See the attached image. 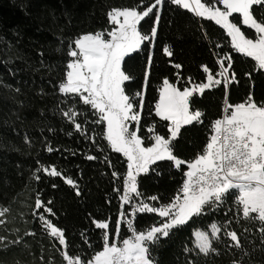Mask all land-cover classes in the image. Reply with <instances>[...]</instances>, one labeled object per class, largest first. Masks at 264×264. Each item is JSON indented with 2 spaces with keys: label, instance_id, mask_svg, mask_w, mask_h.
Returning <instances> with one entry per match:
<instances>
[{
  "label": "trees",
  "instance_id": "1",
  "mask_svg": "<svg viewBox=\"0 0 264 264\" xmlns=\"http://www.w3.org/2000/svg\"><path fill=\"white\" fill-rule=\"evenodd\" d=\"M154 2L0 0V211L8 209L0 215V237L9 242L7 247L0 245V264H67L64 252L87 261L103 249L106 232L110 241L117 243L131 236L128 218L137 230H146L162 220L155 213L129 217L132 205L121 208L127 160L111 149L104 135L105 124L94 123L99 115L91 106L84 105L77 96L59 92L71 59L67 55L70 41L80 34L101 30L107 35L112 28L107 13L113 8L143 10ZM256 14L264 16V8H258ZM159 15L158 23L154 13L140 21L142 34L150 35L153 27L157 34L143 41L122 63V69L133 78L125 82L126 94L134 97L142 92L144 96L138 131L144 145L153 141L149 127H154L156 134L169 136L167 121L155 113L165 79L179 90L205 83L207 73L202 66L219 73L218 61L225 55L231 57L230 71L237 77L227 89L217 85L190 100L191 110H200L204 115L201 122L182 127L172 148L175 156L191 162L203 153L211 124L220 118L224 101L235 105L251 95L258 105H264V70L251 57L233 49L229 36L215 22L201 19L171 0H163ZM240 27L254 36L251 29ZM165 47L171 56L163 51ZM177 64L181 67L176 68ZM215 78L221 79L218 75ZM69 109L78 113L75 123L81 125L80 130L64 116ZM49 147L53 151L49 152ZM90 156L95 159H88ZM41 166L49 171L55 167L61 175L52 176L42 170L36 173ZM149 168V172L137 176L141 196L133 194L135 202L143 199L160 207L183 195L187 163L177 168L174 162L165 160ZM67 179L74 184H68ZM236 195L162 239L151 250L155 264H233L234 260L239 264H264L262 225L242 218ZM151 196H158L159 201L148 200ZM37 198L52 212L37 209ZM121 211L125 218L116 237ZM41 214L63 230L67 248L50 235ZM96 222H108L109 228L99 229ZM213 223L221 227V232L219 239L212 240L216 252L205 256L195 245L194 231L209 232ZM225 231H236L242 247L232 246Z\"/></svg>",
  "mask_w": 264,
  "mask_h": 264
},
{
  "label": "snow or ice",
  "instance_id": "2",
  "mask_svg": "<svg viewBox=\"0 0 264 264\" xmlns=\"http://www.w3.org/2000/svg\"><path fill=\"white\" fill-rule=\"evenodd\" d=\"M162 2L163 0H155V3L143 12L137 11L136 8H113L107 15L109 22L116 27L106 32L109 38H105L106 30H101L80 34L70 41L67 55L71 59L66 65L65 80L59 85L60 93L77 96L84 105L91 106L99 115L94 123L106 125L104 135L111 148L127 158L128 171L123 177L121 208L123 209L125 204L132 205L129 217L136 213H155L162 220L158 222V226L137 230L133 220L128 218L127 225L131 236L117 243L116 240L110 241L106 232L101 251L96 252L87 261L79 255L72 257L68 252H64L63 257L67 264H155L151 256V250L155 245L185 226L192 218L217 209L228 198L236 195V192L239 194L236 195L235 203L242 206V218L249 222H259L262 225L260 231L264 233V105H258L251 95L245 102L228 104L224 109L227 114L212 122L211 135L203 153L198 154L191 162L175 156L172 148V142L181 134L182 126L201 122L204 115L200 110H190V100L195 94H203L205 90L217 85L227 89L237 80L235 73L230 71L232 68L230 56L225 55L218 61L221 68L219 73L213 74L207 66H202L203 71L207 73V83L196 84L181 91L165 79L155 109L157 116L169 122L170 135L165 138L156 134L154 127H149L148 131L153 133L154 140L150 147L143 146L144 142L138 135L144 96L142 92H137L134 97L126 94L125 82L133 78L122 69V62L129 53L139 49L143 41H150L156 36V27L152 28L150 35H146L138 31L137 25L153 13L158 23L160 15L154 10ZM171 2L192 11L198 17L214 21L231 37L233 49L251 57L260 69H264V16L256 14L258 8H264V0H216L217 4L223 5V9L209 5L207 0ZM233 14H239V17ZM236 19H240L243 26L254 30V39L248 38L241 27L233 22ZM163 51L169 56L172 55L168 47ZM148 62L149 64L152 62L151 55ZM175 67L180 68L181 65L177 64ZM215 75L221 79H216ZM63 114L73 123L78 115L74 109H69ZM129 122H135L137 130L130 131ZM75 127L77 130L81 129L79 123H75ZM25 140L28 142L27 137ZM48 151L51 152L53 149L49 147ZM88 159L95 157L90 156ZM165 160L174 162L177 168L187 163L188 171L185 173L186 179L181 189L183 195H177L171 203L160 207L153 206L143 199L135 202L133 194L135 197L141 196L137 189V176L149 172L150 165ZM41 170L52 176L61 175L55 167L49 171L47 167L41 166L36 173ZM36 173L35 178L39 179ZM113 175L118 176L115 172ZM66 182L74 184L71 179H67ZM147 199L159 201L158 196ZM36 208L52 212L39 198L36 200ZM7 211L8 209H3L0 215ZM124 218L125 213L121 211L120 219L117 221L116 237L119 236L121 221ZM40 219L45 221L46 228L50 229V235L56 237L59 244L67 248L63 230L45 220L42 214ZM96 227L108 229L109 224L96 222ZM220 232L221 227L216 223L211 225L210 236L207 232L197 231L195 236L199 253L207 256L216 252L212 240L219 239ZM225 235L230 237L232 246L242 247L236 231H225ZM8 243L5 237H0V245L7 247ZM233 264L239 262L234 260Z\"/></svg>",
  "mask_w": 264,
  "mask_h": 264
},
{
  "label": "rangeland",
  "instance_id": "3",
  "mask_svg": "<svg viewBox=\"0 0 264 264\" xmlns=\"http://www.w3.org/2000/svg\"><path fill=\"white\" fill-rule=\"evenodd\" d=\"M202 2H205V0H202ZM155 3V2H154ZM154 3H152V4H154ZM151 4V5H152ZM209 5H211V6H214V7H220L221 9H223V5H220V4H217L216 2H214V3H208ZM151 5H149V6H151ZM148 6V7H149ZM160 7H161V5H158L157 6V8H156V10L159 12V14H160ZM147 9V7L145 8V9H143V10H137V11H139V12H143V11H145ZM234 15V14H233ZM238 16H239V14H238ZM199 18H201V19H206V20H209V19H207V18H202V17H199ZM230 19H232L231 17H230ZM240 19H242V18H240ZM121 20H122V18H121ZM214 22V21H213ZM233 22H235V23H237L238 24V26H240V25H242L241 24V22H237L236 20H233ZM112 24V23H111ZM139 25V24H138ZM138 25H137V28H138ZM243 26V25H242ZM113 27H116V25H114V24H112V28H111V30L113 29ZM244 27H246V26H244ZM222 28V27H221ZM247 28V27H246ZM110 30V31H111ZM225 30V29H224ZM242 30V29H241ZM252 30V29H251ZM138 31H139V29H138ZM253 31V34H254V36H249V35H247L246 33H245V35L248 37V38H255V32H254V30H252ZM225 32H226V30H225ZM227 33V32H226ZM105 38H109V37H107V35H105ZM230 38V42H231V37H229ZM138 50V49H137ZM136 51V50H135ZM134 52V51H133ZM133 52H131V53H133ZM131 53H129V54H131ZM128 54V55H129ZM242 54V53H241ZM244 55V54H243ZM123 63V62H122ZM262 70H264V69H262ZM205 83H207V79H206V82ZM171 84V83H170ZM173 85V84H172ZM174 86V85H173ZM174 87H176V86H174ZM193 87V86H192ZM192 87H189V88H192ZM163 88V85H162V87H161V89ZM177 88V87H176ZM160 89V90H161ZM184 90V89H183ZM183 90H181V91H183ZM196 94H198V95H200V93H196ZM159 99H160V91H159V96H158V100H157V102H156V104L159 102ZM156 106V105H155ZM190 110H191V108H190ZM191 111H194V110H191ZM155 113H156V109H155ZM159 117V116H158ZM160 118V117H159ZM167 123H168V125H169V122L167 121ZM184 126H186V125H184ZM183 127V126H182ZM105 129H106V125H105ZM129 129H130V131H135V130H137L136 129V126H135V122H129ZM139 135V134H138ZM169 135H170V133H169ZM152 143H154V140L152 141ZM152 143L151 144H149V145H144L143 144V146H145V147H150L151 145H152ZM109 144V143H108ZM109 146H110V144H109ZM111 147V146H110ZM112 149V148H111ZM113 150V149H112ZM122 154V153H121ZM123 155V154H122ZM124 156V155H123ZM125 157V156H124ZM125 159L127 160V158L125 157ZM128 163V162H127ZM127 171H128V167H127ZM127 171H126V174H127ZM187 171H188V169H187ZM140 174H143V173H140ZM139 174V175H140ZM238 193V192H237ZM239 194V193H238ZM158 226V225H157ZM197 231H202V230H196V231H194V238H195V245H196V243H197V240H196V236H195V233L197 232ZM202 232H206V231H202ZM208 234H209V236H210V233H211V227H210V229H209V232H207Z\"/></svg>",
  "mask_w": 264,
  "mask_h": 264
},
{
  "label": "built area",
  "instance_id": "4",
  "mask_svg": "<svg viewBox=\"0 0 264 264\" xmlns=\"http://www.w3.org/2000/svg\"><path fill=\"white\" fill-rule=\"evenodd\" d=\"M227 105H228V102L227 101H224V103L222 105V109H221V116H220V118H222L223 115L227 114V113L224 112V109L227 107Z\"/></svg>",
  "mask_w": 264,
  "mask_h": 264
}]
</instances>
